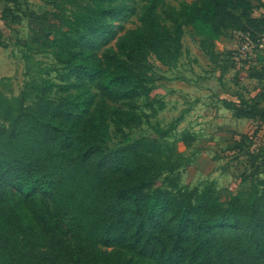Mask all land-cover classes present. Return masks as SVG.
<instances>
[{
	"label": "trees",
	"instance_id": "1",
	"mask_svg": "<svg viewBox=\"0 0 264 264\" xmlns=\"http://www.w3.org/2000/svg\"><path fill=\"white\" fill-rule=\"evenodd\" d=\"M84 1L70 15L47 11L29 17L33 40L62 67L63 96L41 100L36 113L8 115L9 123L0 127V264H116L101 245L141 252L156 264H264V179L253 185L257 197L249 201L224 200L212 185L185 189L179 173L188 160L165 142L166 135L132 142L125 133L144 120L138 100L153 90L144 71L148 58L174 67L183 25L212 48L227 31L264 45V18L254 17L257 0H204L184 8L183 20L175 18L170 26L157 20L164 0H151L141 27L122 37L108 62L98 49L123 5ZM261 62L253 75L261 82L257 96L228 108L237 118L264 124V57ZM111 125L125 142L108 151ZM246 139L235 148L244 149ZM18 195L45 205L50 217L43 218L42 243L48 253L39 252V235L9 210ZM165 215L178 236H170L168 227L145 231V223Z\"/></svg>",
	"mask_w": 264,
	"mask_h": 264
},
{
	"label": "rangeland",
	"instance_id": "2",
	"mask_svg": "<svg viewBox=\"0 0 264 264\" xmlns=\"http://www.w3.org/2000/svg\"><path fill=\"white\" fill-rule=\"evenodd\" d=\"M150 1L115 0L122 3L123 13L110 19L113 29L98 49L103 61H113L119 52L122 37L141 27L142 16ZM203 1L164 0L157 20L165 26L173 25V19L183 20L181 11L184 8L200 5ZM84 3V0H0V127L9 123L8 115L36 113L41 100L56 102L63 96L58 87L64 84L62 67L50 50H45L40 42L33 40L30 15H41L47 11L70 15ZM253 3L257 6L256 2ZM182 29L183 49L174 67L163 66L153 55L148 58L144 71L153 90L148 98L138 100L139 112L144 120L140 127L125 128V133L134 142L145 137L159 140L176 129L170 141L178 144L189 162L179 173L181 187L203 191L209 185H215L224 200L231 196L244 201L255 199L257 192L253 185L264 179V124L247 127L238 122L235 127H222L223 123L231 122L230 114H210L206 108H211V102L215 101L210 98L209 103L202 95L206 89L219 86L223 76L216 75V71L221 69L222 64L231 69L223 78L225 81L248 87L256 93L261 84L246 80V77L257 70L264 57V45L248 39L249 36L243 33L227 31L212 48L203 37L194 33L190 25H183ZM161 97L166 102V108L157 112L154 107ZM196 97L202 101L194 104ZM180 116L184 121L179 124L175 120ZM183 131L195 135L196 144L193 147L185 148L180 142ZM258 132L262 136L260 140L255 138ZM245 134L250 136L243 144L244 149H236L237 141ZM111 135L106 146L108 151L121 147L125 142L113 125ZM257 163L260 165L258 169L255 167ZM166 177L159 180V186ZM9 210L15 211L20 222L39 235V252L48 253L42 243L47 236L43 218L50 217L45 205L40 200L27 201L18 195L10 202ZM9 225L15 227L14 222ZM163 227H168L170 236H178L176 224L169 215L163 216L160 222L145 223L148 233H155ZM101 248L113 254L116 264H156L141 252H129L116 245H101Z\"/></svg>",
	"mask_w": 264,
	"mask_h": 264
},
{
	"label": "crops",
	"instance_id": "3",
	"mask_svg": "<svg viewBox=\"0 0 264 264\" xmlns=\"http://www.w3.org/2000/svg\"><path fill=\"white\" fill-rule=\"evenodd\" d=\"M255 2H256L258 7L254 11V17L264 18V0H259V1L257 0ZM262 67H263V63L260 61L259 66L257 67V70H255L254 73L252 75H250V77H246V80L250 79V80H253L256 82L258 81V83L260 84L261 83V82H259L260 80H258L257 78H254L253 75H255V73H257V71H260L262 69ZM219 68H221V69H218L216 71V72H218L216 75H219V77L223 76V78H224L226 75H228L229 71H231V69H226L223 64ZM223 78H221V80L219 81V83H218L219 86H216L215 89H206L205 90L206 92H204V95H202L205 98H207V100H209V103L211 102L210 98H212V100L215 101L214 103L211 102V104H213V106L211 108H209V107L206 108L208 111H210V114H212L213 116H217L218 113L221 114L222 112H226V113L230 114L231 122L222 124V127H226V128L235 127L236 125H239L241 123L244 125H247V127L252 126L253 124H256V123H261L259 119L237 118L234 115V111L232 109L228 108L229 105H240L242 102L250 101V100L254 99L257 96V94L259 93L260 89L258 88L256 90V93H255L254 91L248 89V87L244 88L241 85L236 84L238 86L237 87L234 85V83H232L230 81H225ZM198 87H199V85H198ZM229 89H230V91H229ZM197 97H200V96H197ZM197 97H196V101L193 102L194 104H197L199 101H202L200 98L198 99ZM154 108H156L155 110L157 112L165 110L166 102H165L163 97H161L160 100L158 99L157 106H155ZM175 121H177V123L180 124V122L181 121L183 122L184 120L180 116ZM238 122H239V124H238ZM175 130H173V132ZM244 132H247V131L245 130ZM171 134L167 135V138H166L167 142H169L171 144H175L178 148V151L180 153H182L187 158V156L183 152H181L178 144L175 143V141H170V137H172ZM181 136H182V138H181L180 142H182V144H183V146H185V148H191L196 144L195 135H192L191 133L183 131L181 133ZM242 136H246L248 139L250 135L248 136V134H245ZM250 158L253 159V156L251 155ZM254 162H255V160H254ZM258 166H259V163L256 164V166H255L256 169H258L257 168ZM214 187H215V185H214ZM216 190L220 192V190H218V189H216Z\"/></svg>",
	"mask_w": 264,
	"mask_h": 264
},
{
	"label": "built area",
	"instance_id": "4",
	"mask_svg": "<svg viewBox=\"0 0 264 264\" xmlns=\"http://www.w3.org/2000/svg\"><path fill=\"white\" fill-rule=\"evenodd\" d=\"M248 39H249V38H248ZM255 138L260 140V139H262V136H261L260 133L258 132V133H256Z\"/></svg>",
	"mask_w": 264,
	"mask_h": 264
}]
</instances>
